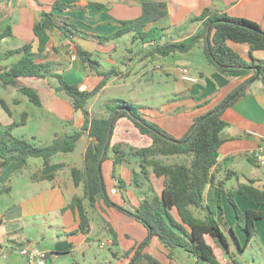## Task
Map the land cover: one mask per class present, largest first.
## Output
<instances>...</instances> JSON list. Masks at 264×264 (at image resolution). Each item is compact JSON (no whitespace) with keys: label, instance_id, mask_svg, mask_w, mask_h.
<instances>
[{"label":"crops","instance_id":"1","mask_svg":"<svg viewBox=\"0 0 264 264\" xmlns=\"http://www.w3.org/2000/svg\"><path fill=\"white\" fill-rule=\"evenodd\" d=\"M56 1L74 4L75 7L60 10L53 7ZM144 1L0 0V33L7 28L10 31V34L0 43V73L4 72L6 67H11L21 60L24 55V45L32 43L37 49L38 39L34 33V26L40 21L42 12L48 11L53 13L55 18L76 24L83 31V34L74 35L72 39L61 33L59 29H55L50 34L43 60L53 61L55 72L62 74L69 83L78 84L82 89H92L102 81L103 77L96 75L94 70L77 55L76 50L79 45L92 52L94 57L95 53L100 55L98 59L103 60H100L101 69L111 68H102L103 65H112V67H120L119 69L126 74L121 78H110L93 98L106 90L111 83L126 81L134 74L136 77L133 79L139 82L143 78V74L140 73L148 69L149 64H154V70L163 74L161 77L159 74L156 77L153 76V80L148 78L149 82H158L159 86H162V83L168 84L173 78L176 87V91L171 94L175 97L173 102L163 103L156 108L151 105L141 106L140 109L145 118L157 123L176 138L182 137L188 131L197 116L218 105L252 77L245 94L233 100L223 112L222 117L228 125L220 134L224 141L220 146L218 163L214 171L218 179H224L228 173L237 177L234 186L230 188L226 186L227 189L236 188L239 183H247L249 180H254L256 186L264 188V166L259 167L253 156L254 152L264 145V141L249 134L252 130L264 133V91H261L262 87L253 85L258 79L253 68L225 76L207 61L202 48L165 57H146V53L150 51L153 44H142L132 32L110 40L99 38V36L115 33L124 26L123 21L139 17ZM153 1L166 2L168 7L165 16L147 26V28L158 26L166 29L163 42L182 40L195 33L202 25V21L193 18L200 16L206 8L226 13L231 17L253 20L264 30V0ZM229 44L249 61L252 58L256 61L264 59V50H254L250 55L248 45L232 41ZM8 51L14 52L8 54ZM124 51H127V55L120 58ZM72 53H76L75 59L71 58ZM178 67H187L198 81L182 79L178 73ZM57 85L58 80L54 77L21 76L17 85H4L0 81V87L9 92L8 98L0 95V130L20 121L17 120L16 110L26 114L23 124L12 130L15 137H18L16 132L21 127H26L33 119L39 122L42 130H47L53 126L54 116L65 122L66 129L63 132L54 131L52 141L58 133L70 134L79 130L84 123V116L82 112L74 109L71 99L65 92L55 90ZM22 86L31 87L39 95L41 104H36V111L22 110L21 104L30 100L20 90ZM10 88H12V94L9 91ZM160 92L164 93V91ZM179 94L184 96L178 98ZM2 99L5 100L9 110L3 106ZM90 101L91 99L88 102V109L94 117ZM118 124L125 126L128 129L127 134L136 142L132 144V139L127 138L119 139L116 143L130 144L135 147L151 145L152 138L142 134L131 119L120 118ZM33 133H25L22 138H35L38 135ZM90 141L89 134L84 133L74 151L56 154L49 166L44 165L41 157H30L26 160H12L1 171L0 181H11L12 184L0 185V264H28L27 258L19 252V247L26 244L46 251V264H94L96 250L93 243L95 240L99 241L100 248L108 247L111 250V255L116 261L111 260L110 264H128L132 261L139 245L149 236L147 228L140 221L117 206L106 204L104 200L98 201L95 206H90L89 201L85 199L90 230L84 233L80 230L81 219L78 212L71 206L74 196L84 195L83 184L77 186L74 182L72 168H83L84 154ZM80 142L83 145L77 151ZM244 159L252 164L249 165L247 172L242 166ZM138 163L136 157L129 156V163L124 162L116 166L117 177H114L113 152L110 150L109 158L102 165L110 199L116 205L131 211H135L146 196L161 195L163 190V178L153 174H151V180L146 181L142 187L135 186L133 167H138ZM109 176L110 179H108ZM119 177L126 182V187L121 186ZM7 198L10 200L8 201ZM235 199L243 210H264V206L252 202L240 193L235 195ZM228 202L224 194L223 210L219 214L222 212L223 215L226 214L228 209L224 205H229ZM259 220L264 219L256 220L257 233L253 239H256L264 254V223H260ZM229 225L232 226L233 221L229 222ZM111 230H114L117 235L116 242L113 241ZM207 241L214 247L222 264H243L234 256L238 248L236 241H234L235 244L230 241V253L222 251L210 236H207ZM159 242L157 237H153L150 242L153 247L150 244L146 245L142 252L151 254L160 264H180L175 258L178 248L174 250L173 258H170L169 250ZM183 251L186 252L184 254L187 258L186 263L189 260L187 264H193L196 256L186 250ZM137 264L153 263L148 258H142ZM200 264L211 263L201 260Z\"/></svg>","mask_w":264,"mask_h":264},{"label":"trees","instance_id":"2","mask_svg":"<svg viewBox=\"0 0 264 264\" xmlns=\"http://www.w3.org/2000/svg\"><path fill=\"white\" fill-rule=\"evenodd\" d=\"M53 7L66 10L75 5L56 1ZM167 12L166 2L145 0L139 17L123 21L124 26L115 33L99 38L110 40L132 32L142 44H153L146 57H165L202 48L207 61L222 75L246 71L248 68H253L256 75L259 69L258 79L263 82L264 88V61H256L254 58L249 61L229 44L232 41L248 45L250 55L254 50H264V30L259 23L206 8L200 16L193 18L202 21V25L195 33L182 40L163 42L166 29L158 26L147 28V26L165 16ZM55 29H59L70 39L74 35L83 34L76 24L59 20L53 13L43 11L40 21L34 26V33L38 39L37 49L32 43L24 45L23 57L0 73V81L4 85H17L21 76L54 77L58 80L55 90L66 93L74 109L82 112L84 123L79 130L70 134H56L50 144L36 145L12 134L16 126L23 124L26 114L23 113L22 120L0 130L2 137L0 177L1 171L15 159L41 157L44 165L49 166L56 154L74 151L81 136L87 132L91 141L84 154V166L72 168L75 184L77 186L83 184L84 188V195L74 196L71 203L81 219L82 232L88 233L90 230L84 200L87 199L90 206H95L98 201L104 200L106 204L115 205L132 215L149 232L147 240L139 245L132 261L128 264H137L142 258H148L153 264H160L154 256L142 252L153 237H157L169 250L170 258H173L175 249L182 248L196 256L193 264H200L201 260L211 264H222L214 247L207 241V236H210L212 241L226 253L231 252L230 240L218 221L219 212L223 210V196L226 194L236 213V226H231L230 230L238 248L244 251L257 233L256 220L264 219V210H243L236 202L235 195L240 193L252 202L264 206V188L256 186L254 180H249L247 183H239L236 188L227 189L226 180L232 175L228 173L224 179H218L214 167L218 163L219 149L224 141L220 134L228 125L222 117L223 112L233 100L245 94L252 77L218 105L197 116L188 131L181 138H176L157 123L145 118L139 105L124 98H116L107 103V109L110 111L108 117H93L88 109L89 100L98 94L110 78H121L126 74L117 67L101 69L100 60L95 58L92 52L78 45L77 55L103 79L92 89H82L78 84L69 83L62 74L54 71L53 61L43 60L50 34ZM9 34L8 28L0 33V43ZM13 52L8 51V54ZM20 90L34 104H41L40 97L34 89L22 86ZM234 96H236L234 99H230ZM1 102L9 110L5 100L2 99ZM123 117L131 119L142 134L150 136L151 145L135 147L125 143L112 144L115 126ZM110 150L113 152L114 177H117L116 166L124 162L129 163V156H134L139 162L138 168L133 167L135 186L142 187L146 181L151 180L153 174L163 178L161 195L146 196L135 211L113 203L102 170L103 162L109 158ZM250 160L253 162L251 158ZM119 180L121 186L126 187V182L120 177ZM111 233L113 241L116 242L115 231L111 230Z\"/></svg>","mask_w":264,"mask_h":264},{"label":"rangeland","instance_id":"3","mask_svg":"<svg viewBox=\"0 0 264 264\" xmlns=\"http://www.w3.org/2000/svg\"><path fill=\"white\" fill-rule=\"evenodd\" d=\"M121 54L122 55L120 58H123L124 56L127 55V51H124ZM99 56H100L99 54L95 53V57L99 58ZM100 60L103 61L102 58H100ZM262 60L264 61V59H262ZM107 67H112V65L111 66L103 65L102 68H107ZM147 68L148 69L142 70L144 72L140 73V74H143L142 75L143 78L139 82H137L135 79H133V77H136V76H134L135 75L134 74V75H132L133 76L132 78H129L126 81L122 80V81H117L116 83H111V85L106 90L102 91L96 98H92L90 101V104H91V107L93 110L94 117H100V116L101 117H107V116H109L110 111L107 109V103L113 101L116 98H124V99H128V100L131 99L130 101L139 105L140 107L151 105V106H154L156 108V107L162 106L163 103L173 102V98H175V97L171 94L176 91L174 79L173 78L170 79V82L168 84L162 83V86H159L158 82H154V81L149 82L148 78H152V80H153V76L156 77V75H158L159 72H156L154 70V64H152V65L149 64ZM159 75H160V77L163 76V74H161V73ZM153 82L155 84H153ZM253 85H256L257 87H262L261 91L262 92L264 91L263 90V84L258 79H256V81H255V83H253ZM9 91L12 94V88H10ZM160 91H164V93H162ZM163 94H168V95H163ZM0 95L3 96L4 98H8L9 92L5 88L0 87ZM155 96H156V98H155ZM180 96H184V94H179L178 98ZM137 98H142V99L138 100ZM21 107H22V110H28V111H33V110L36 111V109H37V105L32 103L30 100H27L26 102L24 101L21 104ZM19 112H20L19 110H16L17 120L22 119V112H20V113ZM53 121H54L53 126H51L50 128H47V130H42L39 122L33 119L30 121V123L26 127H21L18 130L19 132L17 130H15V132L17 131L16 132L17 136L22 138L23 136H25L24 135L25 133L30 134V133H33L35 131V133H33V134H38L35 138L26 137V139L29 140L30 142L35 143L36 145H47V144H50L52 142V138H53L52 134L54 131L63 132L66 129L65 122L60 120L59 117L54 116ZM116 126L114 129L115 132L113 133V136H112V142L113 143H116L119 139H127V138L132 139L131 140L132 144H133V142H136V140H134V138H131L129 136V134H127L128 129H126L125 126H123L122 124H118V125L116 124ZM135 144H139V143H135ZM82 145L83 144L80 142L79 146L77 148V151H79L81 149ZM35 159L40 160L41 158H35ZM249 165H252L251 162H249L247 159H244L242 166H243L244 170H246V172L250 168ZM259 167H263V166H259ZM136 168H138V167L136 166ZM254 169H255V167H254ZM256 169H259V168H256ZM106 173L108 176L107 171H106ZM108 179H110V176ZM236 180H237V177L232 176L231 178L226 180L225 185L228 186V188H230L231 186H234ZM0 183H1L0 185H2V186L12 184L11 181H7V182L0 181ZM17 195H19V194H17ZM7 200L9 201L10 198H7ZM228 204L229 205H227V204L224 205L225 208L228 209V210H226V214L224 213L225 216L223 215V212L220 213L218 216V221L220 222L221 226H223L222 228H224L223 230L226 233L229 240L232 243H234L235 239H234L233 233L230 230L231 225H229V222L233 221L232 226H234V227L236 226L235 213H234V208L230 204V202H228ZM259 221L262 224L264 223V220H259ZM237 234L239 235V233H237ZM243 240H244V238H243ZM159 243H161V242H159ZM93 245L95 246V250H96V258H94V260H95L94 264H110L111 260L116 261L113 258V256L111 255V250L108 247L100 248L98 240H95ZM150 246L153 247V244L151 243ZM183 250L184 249H182V248H178V250H176V253H175V258L178 259V262L180 264L186 263V261H187V258H185L186 256H184V254L186 252ZM222 251H224V250L222 249ZM234 256L237 258V260L241 261L243 264H260L261 262H264L263 250L260 247V245L258 244V242L256 241V239H253L249 243V245L246 247L245 251H243L239 248H236V252H235ZM243 258H245V260L242 261ZM188 262H189V260H188Z\"/></svg>","mask_w":264,"mask_h":264},{"label":"built area","instance_id":"4","mask_svg":"<svg viewBox=\"0 0 264 264\" xmlns=\"http://www.w3.org/2000/svg\"><path fill=\"white\" fill-rule=\"evenodd\" d=\"M76 57V53H72L71 58L75 59ZM178 73L184 80L192 82L198 81V78L193 76L187 67H178ZM249 134L255 135L260 140L264 141V133L252 130L249 131ZM253 156L258 165L264 166V145L261 146L257 151H255ZM19 252L21 255L27 258L28 264H46V251L36 246L30 244L20 246Z\"/></svg>","mask_w":264,"mask_h":264},{"label":"water","instance_id":"5","mask_svg":"<svg viewBox=\"0 0 264 264\" xmlns=\"http://www.w3.org/2000/svg\"><path fill=\"white\" fill-rule=\"evenodd\" d=\"M257 70H258V71H257L256 77H259V73H260V72H259V69H257Z\"/></svg>","mask_w":264,"mask_h":264}]
</instances>
